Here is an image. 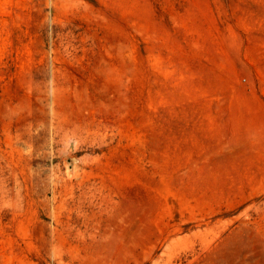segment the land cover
<instances>
[{"label": "rangeland", "instance_id": "374dc122", "mask_svg": "<svg viewBox=\"0 0 264 264\" xmlns=\"http://www.w3.org/2000/svg\"><path fill=\"white\" fill-rule=\"evenodd\" d=\"M0 264H264V0H0Z\"/></svg>", "mask_w": 264, "mask_h": 264}]
</instances>
